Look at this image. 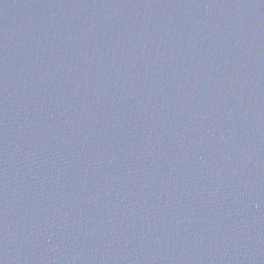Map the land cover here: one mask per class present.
<instances>
[{"label": "water", "instance_id": "95a60500", "mask_svg": "<svg viewBox=\"0 0 264 264\" xmlns=\"http://www.w3.org/2000/svg\"><path fill=\"white\" fill-rule=\"evenodd\" d=\"M0 264H264V0H0Z\"/></svg>", "mask_w": 264, "mask_h": 264}]
</instances>
